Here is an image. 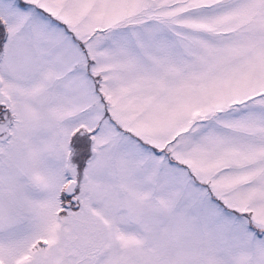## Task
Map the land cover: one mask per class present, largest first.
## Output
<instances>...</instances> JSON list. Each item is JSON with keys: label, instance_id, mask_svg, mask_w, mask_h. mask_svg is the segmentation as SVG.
<instances>
[{"label": "snow or ice", "instance_id": "obj_1", "mask_svg": "<svg viewBox=\"0 0 264 264\" xmlns=\"http://www.w3.org/2000/svg\"><path fill=\"white\" fill-rule=\"evenodd\" d=\"M0 264H264V0H0Z\"/></svg>", "mask_w": 264, "mask_h": 264}]
</instances>
